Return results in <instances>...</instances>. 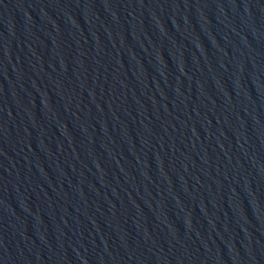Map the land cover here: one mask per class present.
Instances as JSON below:
<instances>
[{
  "label": "water",
  "instance_id": "95a60500",
  "mask_svg": "<svg viewBox=\"0 0 264 264\" xmlns=\"http://www.w3.org/2000/svg\"><path fill=\"white\" fill-rule=\"evenodd\" d=\"M70 264H264V0H28Z\"/></svg>",
  "mask_w": 264,
  "mask_h": 264
}]
</instances>
